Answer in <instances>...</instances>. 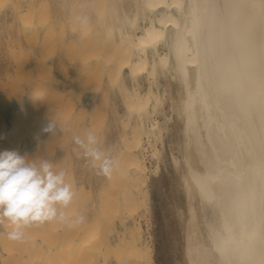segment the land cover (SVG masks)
Returning <instances> with one entry per match:
<instances>
[{"label":"bare ground","instance_id":"bare-ground-1","mask_svg":"<svg viewBox=\"0 0 264 264\" xmlns=\"http://www.w3.org/2000/svg\"><path fill=\"white\" fill-rule=\"evenodd\" d=\"M134 1L135 8H130L132 15L122 14L129 19V29L127 26L126 30L123 29V22L116 24L118 34H115L112 24H105L103 32H92L85 23L82 27L85 30H81L77 37L82 46L90 49L88 57L81 58L83 61L91 59L90 62L101 61L107 65L111 81L119 82L125 69L130 80H134L133 89L125 88L128 91L123 95V103L127 114H134L137 121L128 128L125 126L121 146L113 158L116 161L113 173L119 181L113 214L104 206L94 213L88 226L87 221L75 224L73 211L67 210L64 219H74L66 224L61 241L55 238L60 233L57 228L60 225L56 223L58 219L53 221L57 226L55 230H49L46 226L49 222L39 225L47 227L41 239H33L30 227L26 228L22 247L18 250L12 247L16 246L13 243L18 244L17 241L7 238L11 225L8 222L2 224L0 264H76L77 261L78 264H91V244L96 245L93 241L96 243L103 233L101 231L108 228L109 222L115 218L118 226L112 222L116 228L114 237L111 238L113 232L109 235L111 241L108 238L107 246L112 250L109 249L113 262H108L106 253L102 259V254L96 258L94 264H154L151 233L144 227L146 225L143 226L150 209L149 169L139 151L145 148V136L151 145L150 155L156 156L159 163L161 148H157L155 143L158 139L163 141L162 122L156 119L147 127L143 124L144 118L156 113L165 96L164 91L169 89L165 88L163 93L153 90L155 86L151 83H157L159 74L175 79L185 92V128L188 129L185 131H188L189 138L187 163L191 178L189 184L193 188L190 197L195 199L193 204L197 214L196 226L192 229L196 240V247L192 244L195 263L264 264V0ZM25 2L24 7L29 6L30 9L32 0ZM110 2L113 0H98L100 14L105 12ZM120 9L125 12L122 4ZM139 18L146 22H141V25ZM22 24L26 28L22 32V40L13 43V47L26 48L25 52L20 50L15 58L18 69L27 68L34 55L53 37L50 33L40 37L38 32L29 28L28 21ZM138 26L140 31H134ZM159 43L165 50L159 49ZM61 71L55 76L34 73L32 87L27 90L21 84L6 82L0 77V89L11 90L15 104L8 131L2 132L1 136L11 140L12 135L21 129V119L35 117L42 102L49 104L46 109L53 106L51 111L59 113L61 110L58 109L72 100L68 94L70 89H67L68 78L64 70ZM140 73H145L149 82L143 93L139 92L141 86L139 91L137 87ZM31 76H26L24 81H29ZM158 82L157 85H161V81ZM124 83L122 81V85ZM180 100L178 98L174 102L176 106H172V109L176 107L178 114L184 110ZM57 101L60 104L55 103ZM56 120V133H43L37 129L34 131L36 140L29 144L31 146L22 144L23 153L28 150L30 154H39L43 152L42 145L63 135L67 130L65 127H68L66 117L60 113ZM53 155L49 161L54 170L59 171L57 158L54 160ZM72 185L74 190L75 184ZM115 209H118V214ZM80 232L81 238H76ZM98 233V239H93ZM33 248L34 260L31 258Z\"/></svg>","mask_w":264,"mask_h":264},{"label":"rangeland","instance_id":"rangeland-1","mask_svg":"<svg viewBox=\"0 0 264 264\" xmlns=\"http://www.w3.org/2000/svg\"><path fill=\"white\" fill-rule=\"evenodd\" d=\"M118 1L114 2L113 0L112 3L110 2L105 12L100 14V8L97 7L98 0H32V7L30 9L29 6L24 7L27 4L25 0H0V77L6 79V82L21 84L27 90L32 87L34 73L38 72L42 75L55 76L61 73V69H63L69 82L67 89H70V91L68 94L72 96V100L69 103L66 102L64 107L58 109L63 113L61 111L58 113L56 110L51 111L53 106L46 109L49 104L42 102L35 117L21 119V129L18 133L12 135L11 140L7 139L4 135H0V151L16 150L29 161H39L44 156H46L44 157L45 159L50 160L52 158L51 155L54 154L53 158L54 160L57 158L58 164L57 162L56 164L59 170H64L66 172V180L71 184H75L73 201L67 209H64V212L67 210L73 211L75 217L84 215L88 226L94 213L104 206L109 208L113 214L114 196L117 193L119 181H117V177L113 173L114 170L108 176L97 174V169L84 157L83 150L74 144L72 138L76 135L84 138L91 132L97 136L101 150L113 159L121 146L122 135L126 131L124 129L126 128L125 126L127 128L130 127V124L135 123L137 119H135L134 114H127L123 103L124 93L134 88V80H130L131 77L127 74V69L124 70L123 76L121 75V78L124 80L120 78L119 82L111 81V76L107 72V65H104L101 61L98 63L95 60L90 62L92 61L91 59H88V61L81 59L88 55L90 49L82 46L78 42L77 37L81 30H85L82 28L85 23L90 26L92 32H103L105 24H112L116 34V24L125 22L122 25L123 29L126 30V26H129V19L122 14L132 15L133 10H130V8H135L133 6L135 5V1ZM121 4L125 6V12H122L123 10L120 9ZM114 10H118L119 12H115ZM118 13L124 17L120 19L121 16ZM139 20L141 25L146 22L142 18H139ZM25 21L30 22L29 28L33 29L36 33L38 32L40 37L42 34L47 33L52 34L53 37L48 44L40 49L39 53L34 55L27 68L18 69L15 65V58L20 54V50L25 52L26 48L22 47L19 49L13 47V43H16L19 39L22 40V32L26 29L22 23ZM140 24L139 26H141ZM139 26L134 28V31L139 32ZM19 33L20 36H17ZM159 47L160 50H165L162 43H159ZM148 54L150 55V50ZM7 70H10V72L7 73ZM30 75L32 76L29 78V81H24V78ZM138 76V83H143V85H137L138 91L141 88L139 92L143 93L142 90L145 92L148 89L149 82L145 78V73H140ZM158 76L159 80H157V83H151L153 87L155 86L153 88L151 85L153 90H160L159 92L163 93L162 90L164 91L165 88L169 87L171 91L169 89H167L168 91H164L165 96L163 95V101L155 111L157 114L154 112L156 115L152 113L149 117H146L147 119L144 118L143 121L146 127L152 120L157 119L160 123L162 122L160 126H162L161 135H163L161 136L163 137V141L162 139H158L157 143H155L157 148H161L159 150L160 154H158L160 158L157 160L159 163L156 162V159H158L156 156L150 155L151 145L146 142L145 136H143L145 148L139 151L145 158L144 160L149 169L147 189L150 196V209L148 210L149 215L145 213V215L147 214V221L144 219L143 226L146 225L144 227L151 233L154 264H197L195 263L197 261L196 257L193 255L195 254L193 245L195 244L194 247H196L195 230H192L196 226L197 214L195 205L193 204L195 199L194 197V200L191 199L193 192L190 193L193 191V188L189 184L191 182L188 173L189 138L187 136L188 131H185L188 129L185 126L187 123L183 101L185 92L184 88H182L183 86L178 85L175 79L162 74ZM122 81L126 83V86L128 84V86L125 87V83L122 85ZM158 81H161V85H157ZM163 83H166L164 87H162ZM125 88H128V90ZM122 89H124L123 93ZM168 92L170 93L171 100L169 99ZM178 98L182 100H180V104L184 109L183 111L181 109L179 114L175 111L176 107L175 109L173 108L174 110L172 109V106H176L174 102H177ZM13 99V92L11 90L0 89V134L8 131L7 127L13 119L12 110L15 105ZM101 101L103 104L99 106ZM55 103L60 104L58 101ZM161 106L164 109L163 111ZM45 110L48 111L44 112ZM158 110L161 111V114L158 113ZM163 112L165 115L162 114ZM60 113L66 117V124L68 125V127H65L67 129L66 132L63 135L57 136L55 140L51 139L50 143H46L47 145H42L43 152L39 154H30L28 150L25 151L26 153H23L22 144L27 143L30 147L31 145L29 144L36 140L34 131L37 129L41 131L50 120H55L53 123L56 124V119L60 117ZM124 122H127V125ZM153 157L155 158L153 159ZM155 164L156 166H154ZM158 166L159 168H157ZM115 213L118 214V209H115ZM72 220L70 218L58 220V222L55 220L58 226L60 225L59 227L55 226L56 223L54 225L53 221L49 222L50 224L48 223L46 226L49 230H53L55 227L59 228L58 232L60 233H57L55 238L61 241L64 236V228L67 226L66 224L68 223L69 225ZM112 222L113 224L115 222L118 226L116 218ZM112 222H109L110 226L108 228L106 227L104 231H101L103 232L102 234L99 231L101 234L99 239L97 238L99 233L93 238L98 240L96 243L93 241V244L96 245L91 244L90 247V254H93L90 257L91 264H94L95 259L101 256V254L100 258L102 259L103 254L106 253V256H109H107L109 258L108 262H113L112 254H110L111 249L107 248V246L109 247L111 238L114 237V230L116 228V225H113ZM6 223L7 221L0 223V232L2 226ZM46 226H30L31 233L33 232L31 234L32 238L41 239L42 235H44V230L47 228ZM51 226L53 227L52 229ZM111 233L112 237L110 238L109 235ZM78 234L76 238L80 236L81 232ZM105 238H107L106 241L108 242L104 241ZM108 238H110V241ZM15 243L13 245L16 246H12L14 250L21 249L22 241L20 244L19 241H17L18 244ZM105 244H107L106 247ZM31 258L34 260V248L31 250ZM100 258L99 260H101Z\"/></svg>","mask_w":264,"mask_h":264},{"label":"clouds","instance_id":"clouds-1","mask_svg":"<svg viewBox=\"0 0 264 264\" xmlns=\"http://www.w3.org/2000/svg\"><path fill=\"white\" fill-rule=\"evenodd\" d=\"M56 130L53 121L41 129L53 135ZM72 139L97 174L111 175L116 161L101 150L96 135L90 132L84 138L76 135ZM73 198V185L66 180V172L54 170L49 160L29 161L16 150L0 151V223L11 225L9 240L22 241L24 230L30 226L64 220V209ZM85 219L79 215L74 223L82 224Z\"/></svg>","mask_w":264,"mask_h":264}]
</instances>
